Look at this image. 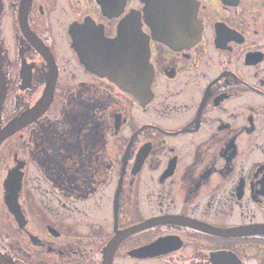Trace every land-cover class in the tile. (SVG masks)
<instances>
[{"label": "flooded vegetation", "instance_id": "af4514ba", "mask_svg": "<svg viewBox=\"0 0 264 264\" xmlns=\"http://www.w3.org/2000/svg\"><path fill=\"white\" fill-rule=\"evenodd\" d=\"M44 97L0 264H264V0H0V128Z\"/></svg>", "mask_w": 264, "mask_h": 264}, {"label": "water", "instance_id": "95a60500", "mask_svg": "<svg viewBox=\"0 0 264 264\" xmlns=\"http://www.w3.org/2000/svg\"><path fill=\"white\" fill-rule=\"evenodd\" d=\"M194 6V5H193ZM75 24L72 25L70 27V34L72 37V40L74 42V45L76 47L77 43H76V31H75ZM123 30L121 31L120 35L118 36V38H115L113 40V46H117L116 49H123V47H118V46H126L128 45L129 48L134 52V42L135 40H133L131 34L128 33V30L126 29V25L123 26L122 28ZM196 36V35H195ZM130 44L132 45V48L130 47ZM140 51H142V56L144 58V61H146V66L147 62H148V57L150 54V50H149V42L148 39L146 42L143 43L142 47L140 48ZM114 63L117 64L116 62V57L114 58ZM138 71V70H137ZM137 71H135V73H137ZM152 68L151 65L149 67V72L151 73L152 76ZM114 73H116V76L120 79L122 78V82H123V86L125 87V82L124 79L122 77V74L120 73V71H113ZM112 79L115 80L114 77H112L111 75H109ZM149 78H150V74L148 76V79L146 80V88L149 89L150 83H149ZM51 98L49 97H44L42 98L41 102L34 108L31 109L30 112L23 114V115H19V117H16L14 119H12L11 121H9V123L4 126L3 128H0V146L2 145L1 143L7 139L9 137V135L13 134L14 132H16L17 130H19V128L21 126H23L25 123H29L30 120L35 119L36 117H38L39 115H41V113L45 110V108L48 106L49 102H50ZM16 172V171H15ZM21 181V177L15 176L14 172L10 171L9 175H8V179L5 181V188H7V190L12 191V189L14 188V184L17 183V187L19 188L18 182L20 184ZM8 204L11 208V203H10V195L8 197H6Z\"/></svg>", "mask_w": 264, "mask_h": 264}]
</instances>
